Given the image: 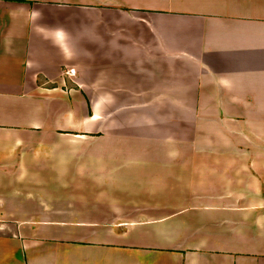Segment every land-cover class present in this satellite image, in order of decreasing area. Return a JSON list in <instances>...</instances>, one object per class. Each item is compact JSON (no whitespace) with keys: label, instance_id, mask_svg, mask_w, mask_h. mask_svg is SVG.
<instances>
[{"label":"crops","instance_id":"1","mask_svg":"<svg viewBox=\"0 0 264 264\" xmlns=\"http://www.w3.org/2000/svg\"><path fill=\"white\" fill-rule=\"evenodd\" d=\"M259 110L264 0H0V264H264Z\"/></svg>","mask_w":264,"mask_h":264},{"label":"rangeland","instance_id":"2","mask_svg":"<svg viewBox=\"0 0 264 264\" xmlns=\"http://www.w3.org/2000/svg\"><path fill=\"white\" fill-rule=\"evenodd\" d=\"M259 111L264 112V110ZM178 112L183 114L180 110H177ZM262 112L261 116L263 115ZM191 113L192 120H182L183 116L176 120L174 132L176 135L175 147L177 148H185L188 146L191 148L221 147V140L225 136L230 137L232 135V128H235V126L231 129L229 127L234 123L235 117L240 118V120H246L247 116H254L255 110H216L207 108L200 110L192 109ZM250 120L257 119L251 118ZM252 121L242 123L240 127L246 129L249 124L252 126ZM253 130L256 131L255 129Z\"/></svg>","mask_w":264,"mask_h":264},{"label":"built area","instance_id":"3","mask_svg":"<svg viewBox=\"0 0 264 264\" xmlns=\"http://www.w3.org/2000/svg\"><path fill=\"white\" fill-rule=\"evenodd\" d=\"M75 72V68H71L70 70H68V73H74Z\"/></svg>","mask_w":264,"mask_h":264}]
</instances>
